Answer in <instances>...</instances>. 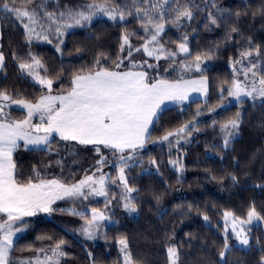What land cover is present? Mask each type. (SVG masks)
<instances>
[{
    "label": "trees",
    "instance_id": "1",
    "mask_svg": "<svg viewBox=\"0 0 264 264\" xmlns=\"http://www.w3.org/2000/svg\"><path fill=\"white\" fill-rule=\"evenodd\" d=\"M88 2L90 0H58L57 4V0H50L49 4L63 10L65 7L75 9ZM123 2L115 0L118 4ZM184 2L180 0L181 4ZM214 2L217 8L225 10L224 23L219 27H205V9L187 27L179 31L170 27L162 36L166 48L175 51L178 38L187 35L190 51L185 61L187 63H192L197 54H202V59H210L211 67L203 72L208 78L209 92L207 98L165 109L151 130L152 139L156 140L167 131L195 120L199 131H194L187 141H181L179 151L176 147L170 148L167 142L161 144L150 141L140 152L142 166L126 171L129 184L139 190L138 194L134 193L138 197V214L130 215L122 208L118 197L114 199L109 205L114 223L107 227L98 242L78 239L76 233L84 223L80 217L61 212L52 213L50 218L37 214L27 218L31 223L15 242L12 259L33 258L37 249L47 248L54 241L64 239L66 243L63 250L67 256L62 264H122V253L117 241L123 237L127 239L129 251L137 264H169L167 248L171 245L178 247L179 264H218L225 239L223 213L231 211L235 216L246 219L247 211L255 206L257 212L264 216V105L245 99L242 104L208 111V108H215L221 103L220 88H227L231 83V65L239 59L240 51L259 47L264 53V14L261 11L264 9V0ZM196 3L204 9L203 0H196ZM233 27L237 32L231 31ZM125 31L140 33L139 37L130 36L134 46L139 47L143 43V30L129 16L125 23L101 19L71 31L65 36L61 51L58 52V42L53 45L32 43L28 46L19 22L2 20L0 51L5 55V67L0 71V89L19 93L29 99L46 91L34 84L30 77H22L17 62L13 60V52L27 59L29 51L41 59L48 69L47 74L54 79V94L62 86L60 80L55 79L57 76L62 77L63 88L67 89L72 74L81 69L87 71L93 68L96 57L101 53L109 57L107 65L113 67ZM185 55L181 54L178 61L185 60ZM133 59L136 62L148 60L149 63H156L142 51L134 53ZM159 63L161 73L167 78L180 77L179 71L173 72L171 69L170 74L163 73L168 62L160 60ZM127 65L128 61L125 60L124 67L127 68ZM148 71L150 75H155L151 70ZM200 75L194 72L187 78ZM224 95L226 97L227 93ZM228 101L229 98L223 103ZM198 108L202 112L200 116H196ZM237 112L240 113L238 135L224 149L220 124L235 118ZM10 114L15 119H23L26 112L11 109ZM213 121H216L215 125ZM102 151L110 163L115 159L108 150L102 148ZM98 158L92 145L64 142L58 137L52 143L50 154L46 151L25 150L23 147L13 154L18 176L22 174L25 179L32 176L35 166L42 175L62 178L69 183L83 178L86 172L91 174ZM152 159L157 162L158 172L157 166L149 163ZM177 159L184 166L182 172L169 163ZM57 160L62 161V165H57ZM110 163L104 166V172L110 171L111 177H116L118 170L116 167L111 168ZM232 176H235V181ZM111 193L118 194L115 189ZM54 207H75L78 211L106 208L104 199L76 201L75 204L70 200L57 201ZM205 215L209 218L207 221L204 220ZM41 236L45 239H37ZM228 243L230 251L225 257L227 264H264V220L262 224L251 228L249 248L237 245L231 234H228Z\"/></svg>",
    "mask_w": 264,
    "mask_h": 264
},
{
    "label": "snow or ice",
    "instance_id": "2",
    "mask_svg": "<svg viewBox=\"0 0 264 264\" xmlns=\"http://www.w3.org/2000/svg\"><path fill=\"white\" fill-rule=\"evenodd\" d=\"M203 2L204 9L200 8L196 0H185L183 4L180 0H124L122 4L115 3V0H90L78 8L65 7L57 12L48 10L49 0H39V3L37 0H0V21H18L24 30L28 46H31L34 40L51 44L53 40L50 37L54 34L58 40L56 50L59 52L60 44L63 43L60 38L67 29L82 27L85 22L91 23L93 17L98 14L120 23H125L127 17L131 16L139 23L144 33L141 37L143 43L139 47L134 46L130 40L131 35L139 37V32L125 31L122 34V42L113 67L107 65L109 57L101 53L96 57L93 68L87 71L81 69L72 74L67 89L63 88L62 77L57 76L55 79L60 80L62 86L56 94L53 92L54 79L47 74L48 69L41 59L31 51L28 52L27 59L21 58L16 52L12 53L22 77H30L34 84L46 91L29 99L19 93L0 89V264H62L67 256L63 250L66 241L60 239L47 248L37 249L33 258L14 261L11 258L15 251L14 238L23 233L31 223L26 217H33L38 213L51 215L54 212L80 217L84 223L78 231L87 240L96 239L103 222L110 221V217L97 208H91L89 217L87 210L54 207L57 201L70 200L75 204L76 201H87L90 197H103L107 207L111 200L117 199L115 193L109 198V185L115 184L121 188L118 200L124 210L129 214L138 211V197L134 193L138 194L139 190L129 184L126 170L142 166L141 150L151 141L161 144L167 142L170 148L176 147L179 151L181 141H187L194 131H199L193 120L153 140L150 129H154L159 122L166 102L183 104L189 101L194 92L205 98L208 96V78L201 68L202 54H197L192 63L185 62L190 55L187 35L178 38L175 51L161 43L166 25H171L179 31L187 27L205 9L206 28L219 27L224 23L225 10L217 8L214 0ZM261 11L264 14V9ZM236 15L238 17L239 13ZM231 31L237 32V29L233 27ZM141 51L156 63H149L148 60L136 62L133 54ZM125 52L127 55H123ZM181 54H186L185 60L178 61ZM125 60L128 61L127 68L124 67ZM160 60L168 62L163 68V73H169L171 69L173 72L179 71L180 77L169 79L163 75L160 71ZM232 64L231 83L227 88L221 86V103L215 108H208L209 112L216 111V108H226L228 105L223 101L227 98L241 104L246 98L253 102L259 99L264 105V53L259 47L245 48L240 51L239 59ZM236 65L240 67L237 68ZM4 67L5 55L0 51V70ZM148 70L155 75H150ZM193 70L200 73V77L185 79L183 73ZM12 105L26 110L23 119L11 116L8 109ZM201 114V109L198 108L196 116ZM239 116L240 113L237 112L235 118L220 124L224 149H227L238 135ZM34 118L39 122L34 123ZM215 124L216 121H213V125ZM56 137L64 142L92 145L99 157L95 171L91 174L86 172L83 178L73 183L62 178H48L35 166L32 176L26 179L22 178V174L18 176L13 154L20 147L50 154ZM102 148L108 150L115 158L111 163L118 170L117 177L103 172V167L110 161L103 154ZM149 163L157 166V172L159 171L155 159ZM169 163L176 167L177 171H183L184 166L179 159L170 160ZM56 164L62 165V161L57 160ZM232 179L235 181V176H232ZM223 217L225 239L223 249L219 252L218 264H227L225 257L230 251L227 228L229 220L232 224L231 231L241 245L249 244V232L245 230L244 225L264 220V216L257 212L255 206L247 211L246 219L235 216L231 211H225ZM208 219L205 215L204 220ZM117 243L123 255L122 264H137L129 251L127 239L122 237ZM167 254L169 264H179L180 254L176 245L169 246Z\"/></svg>",
    "mask_w": 264,
    "mask_h": 264
},
{
    "label": "rangeland",
    "instance_id": "3",
    "mask_svg": "<svg viewBox=\"0 0 264 264\" xmlns=\"http://www.w3.org/2000/svg\"><path fill=\"white\" fill-rule=\"evenodd\" d=\"M49 1H50V0H49ZM47 7H48V10H49V11H57V12L62 11L61 9L53 8L49 3H48V5H47ZM101 19L110 20L107 16L102 15V14H98V15H96L95 17H93L91 23H93L94 21H97V20H101ZM110 21H112V20H110ZM117 22H118V21H117ZM91 23H87V22H85V23L83 24L82 27H81V26H75V27H73V28L67 29V30L65 31L64 35H63L60 39H62V40H63V43H64V38H65V36H66L68 33H70L71 31H74V30L77 29V28H83V27H85V26H87V25H89V24H91ZM170 27H173V26H171V25H166L165 32H166ZM162 36H163V34H162ZM50 38L53 40V42H52L51 44H49V43H47V42H44V41H35V40L33 41V43H38V44H42V45H53V44H55V42H58V40L55 38L54 34H53V36L50 37ZM63 43L60 44V48H61V46L63 45ZM161 43H163V42H162V39H161ZM163 44H164V43H163ZM165 47H166V46H165ZM134 53H135V52H134ZM124 55H127V52H125ZM145 55H146V54H145ZM148 58H149V57H148ZM150 59H151V58H150ZM246 63H247V61H245V64H246ZM211 65H212V63H211L210 59H202V61H201V68H202V69L207 70L209 67H211ZM231 67L233 68V64L231 65ZM236 67L239 68L240 65H236ZM0 71H1V70H0ZM194 72H195V71L193 70V71H191V72L183 73V75L185 76V79H188L187 76L190 75L191 73H194ZM41 74H42V73H41ZM42 75H43V74H42ZM188 77H189V76H188ZM240 78L243 79L242 76H241ZM204 98H205V97H204ZM246 99H247V98H246ZM230 101H231V103H230ZM256 101L261 102L259 99H257ZM236 103H237V102L234 101V100H232V98H229V101H228L225 105L230 106V105H232V104H236ZM11 109L22 110V109L18 108V107L15 106V105H12V106L8 109V111L10 112ZM22 111H25V112H26V110H22ZM110 164H111V168H112V167H115L112 163H110ZM172 167L176 169V167H174L173 165H172ZM104 169H106V168L103 167V172H104ZM110 170H111V169H110ZM94 171H95V170H94ZM126 171H127V170H126ZM178 172H180V171H178ZM104 173H106L107 175L111 176V172H110V171H107V172H104ZM97 175H98V174H97ZM117 176H118V171H117V175H116V177H117ZM112 187H114V188H112ZM109 189H110V191H109V198H111V196H112L111 194H113V193H111L112 189H115V190L117 191L118 194H116V195H117V197H119V193H120V191H121V188H120V187H118V186L115 185V184H110V185H109ZM101 199L103 200L104 198H103V197H90L89 200L99 201V200H101ZM113 200H114V199H113ZM113 200H111V203L113 202ZM111 203H110V204H111ZM110 204H109V205H110ZM109 205H108V208L106 207V208H104V209H102V210H100V211L105 212V214H106L107 216L110 217V221H104V222H103V226L101 227L100 233H98V235H97V238L94 239V240H90V241L98 242L99 239L101 238V235H103V234L105 233L107 227H108L109 225H111V224L114 223V219H113V218L111 217V215H110V211H109V209L111 208V206L109 207ZM122 208H123V206H122ZM111 209H112V208H111ZM123 209H124V208H123ZM85 210H87V212L91 215V209H90V208H87V209H85ZM38 214H40V213H38ZM41 214H44L45 217H47V218H50V217H51V215L46 214V213H41ZM137 214H138V211H137L136 213H133V214H130V215H132V216H136ZM27 218H29V217H26L25 219L27 220ZM223 224H224V228H225V221H224V218H223ZM260 224H262V220L259 221V222L254 221L252 225H247V224L244 225L245 230L249 232V244H248V245H241V244H239V242L236 240L234 234H233L232 231H231V228H232L231 220H229V222H228V224H227L228 234L233 235V237H234L235 240H236L237 245H239V246H241V247L247 249V248H249L250 240H251V228H252L253 226H257V225H260ZM23 233H24V232H23ZM23 233L18 234V236L14 238V239H15V242L19 239V237H20ZM224 234H225V232H224ZM76 236L78 237V239H80V240H82V241L87 240L83 235H81V234L79 233V231L76 233ZM119 246H120V245H119ZM121 255H122V254H121ZM27 259H29V258H26V259H13V260L18 262V261H20V260H27ZM122 259H123V255H122Z\"/></svg>",
    "mask_w": 264,
    "mask_h": 264
},
{
    "label": "crops",
    "instance_id": "4",
    "mask_svg": "<svg viewBox=\"0 0 264 264\" xmlns=\"http://www.w3.org/2000/svg\"><path fill=\"white\" fill-rule=\"evenodd\" d=\"M198 78L199 77H193V78H188V79H198ZM207 87H208V92H209V83H208ZM202 98H204L203 95L194 92V93L191 94L189 101H186L183 104H177V103H173V102H166V105L164 107H165V109H168V108L174 107V106L185 105V104H188L191 101H194V100H197V99H202ZM38 122H39L38 119L34 118V123H38ZM151 130L152 129H150V131ZM20 143L23 144L22 141Z\"/></svg>",
    "mask_w": 264,
    "mask_h": 264
}]
</instances>
